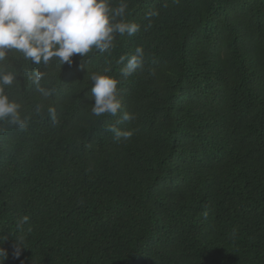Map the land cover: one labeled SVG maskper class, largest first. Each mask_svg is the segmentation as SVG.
Returning <instances> with one entry per match:
<instances>
[{
	"label": "trees",
	"instance_id": "trees-1",
	"mask_svg": "<svg viewBox=\"0 0 264 264\" xmlns=\"http://www.w3.org/2000/svg\"><path fill=\"white\" fill-rule=\"evenodd\" d=\"M125 2L140 31L109 52L0 61L27 118L0 122L5 264H264V0ZM93 73L120 81L116 116L91 114Z\"/></svg>",
	"mask_w": 264,
	"mask_h": 264
},
{
	"label": "clouds",
	"instance_id": "clouds-1",
	"mask_svg": "<svg viewBox=\"0 0 264 264\" xmlns=\"http://www.w3.org/2000/svg\"><path fill=\"white\" fill-rule=\"evenodd\" d=\"M127 7L125 0H121L116 8L110 6V0H0V61L6 58L8 50L13 49L34 64H46L56 58L62 65H71V58L77 54L83 58L93 50L109 52L114 47L116 34L132 36L140 31V25L124 19ZM157 14L149 12L146 15ZM144 55L143 48L137 47L134 54L121 56L118 61L124 64L121 75L131 76L142 67ZM108 71L104 69V72ZM14 79L12 73L0 71V122L7 121L23 131L27 128V118L21 117L20 105L4 94V88L12 85ZM89 79L91 100L94 101L90 106L91 114L116 116L122 108L118 92L120 81L100 73L91 74ZM37 90L44 96L50 95L43 88ZM48 116L54 124L57 123L54 107L48 108ZM132 119L134 117L127 112L121 116L123 121ZM108 130L114 133L117 141L132 136L131 131H121L114 125ZM28 220L29 217L24 216L18 224ZM22 248L18 242L14 246L17 258ZM0 258V264H5L7 253L2 248Z\"/></svg>",
	"mask_w": 264,
	"mask_h": 264
}]
</instances>
